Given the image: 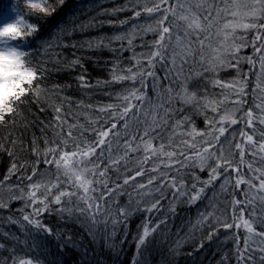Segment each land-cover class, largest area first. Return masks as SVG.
I'll return each instance as SVG.
<instances>
[{
	"label": "snow or ice",
	"instance_id": "snow-or-ice-1",
	"mask_svg": "<svg viewBox=\"0 0 264 264\" xmlns=\"http://www.w3.org/2000/svg\"><path fill=\"white\" fill-rule=\"evenodd\" d=\"M65 3H0V126H15L19 118L27 128L31 121L23 107L31 111V104L40 112H52L48 123L40 122L41 136L33 133L30 143L21 138H13L10 148L0 143V151L13 161L0 181V210L9 209L13 201L23 202L17 209L20 219L6 218L19 225L23 239L5 232L13 245L0 243V250L9 252L11 264H57L46 259L45 245L48 237L62 240L64 233L48 226L45 214L60 219L66 214L79 221L93 241L98 226L107 228L109 223L113 229L124 224L126 239L128 220L140 214L131 264H149L146 254L159 251L170 232L169 214L174 216L179 204L199 202L204 211L190 222L189 233L169 247L161 264H175V256L196 232L203 249L204 241L218 240L221 228L235 244V264H264V0H127L103 12L130 13L125 19L93 16L76 24L77 14L66 13L41 38L43 24ZM105 25L116 30L114 34L75 39L77 32ZM149 34L150 42L145 40ZM138 38L146 51L136 52ZM114 42L119 47H111ZM85 45L108 48L118 58L112 61L111 79L96 86L86 79L81 58L73 59L70 67L82 69L78 87H122L105 93L112 102L78 101L74 111L71 98L63 95L71 85L49 87L48 80L62 70L57 65L63 49ZM247 48L251 55L242 54ZM129 50L132 56L124 66L119 55ZM41 54L45 58L37 59ZM243 63L250 66L248 74L242 72ZM229 70L235 76L221 77ZM248 75L256 77L253 98L259 92L260 102L245 109ZM190 110L203 116V128L196 126ZM205 172L207 178L198 174ZM13 175L17 183L10 184ZM124 196L127 203L122 202ZM64 251L60 247L55 254ZM231 261L229 250L219 264ZM82 264L100 261L90 260L85 249Z\"/></svg>",
	"mask_w": 264,
	"mask_h": 264
},
{
	"label": "trees",
	"instance_id": "trees-1",
	"mask_svg": "<svg viewBox=\"0 0 264 264\" xmlns=\"http://www.w3.org/2000/svg\"><path fill=\"white\" fill-rule=\"evenodd\" d=\"M8 3L9 7L13 0H0V3ZM123 4H127V0H66L65 5L52 17L48 18L47 22L42 26L41 38L47 36L55 26L61 21L66 13H76L78 19L76 24L83 21H87L90 17H98V19H125L130 13H119L118 16H104L103 12L105 9H112L115 7H120ZM38 15V14H37ZM35 18V17H33ZM116 30L105 25L103 28H91L85 33L77 32L75 34V39L79 41H84L86 39L110 36L114 34ZM145 40L151 41L152 35L149 34L145 37ZM40 41H37L39 45ZM107 43V41H105ZM142 41L138 38L134 44L136 52L146 51L140 47ZM111 47H119V44L113 43ZM125 47L127 43L125 41ZM42 52V50H41ZM243 55H251V48H247L243 51ZM132 56V51H125L119 55V59L124 61V66H127L128 58ZM77 57L81 58V63L84 69H87L86 79L90 81L93 86L97 85V81H108L110 77V69L112 68V61L117 59V54L108 50V48L103 49H88L85 45L84 48L79 50L74 49H63L61 52L60 59L62 63L57 65L61 68V71L54 72L48 80L49 87L53 83H59L61 85L68 84L71 85L63 95L68 96L73 101V110L75 111V105L78 101H83L84 103L96 104H106L112 102L109 97L105 94L108 91H118L122 85H113L107 89L102 87H97L94 91H83L78 87V81L76 77L81 74L82 69L80 66L70 67L71 61ZM37 59L45 58L42 54L36 57ZM52 68L53 65H47ZM250 66L247 63L242 64V72L245 74L249 73ZM259 65H256L255 71L258 72ZM235 76L233 70H229L228 73H221V77L225 79H231ZM248 104L247 107H251L253 102L259 103V92H256L255 99L253 98V89H255L256 77L255 75H248ZM215 91L219 92V89ZM23 107V106H22ZM24 115L27 117L29 123L28 127H24V121L17 118V123L15 126L2 127L0 126V143L4 144L6 148L11 147V140L13 138L23 139L25 144L30 143L33 133L40 137V128L42 127L41 121L48 123L52 119L51 109H47L46 112H40L35 104H31V111L28 107H23ZM33 113L35 115H33ZM192 118L195 120L196 126L198 128L204 127V118L202 115H195L193 112ZM83 121V117H81ZM7 137L8 139H5ZM42 146V141H40ZM18 147L13 149L18 151ZM12 158L9 157L6 151H0V181H3L4 176L7 174V169L11 166ZM30 173V170H29ZM202 178H207V173H198ZM19 175V173L17 174ZM17 175H13L8 181L10 184L17 183ZM131 191V189H129ZM135 196V193H133ZM239 198H242L240 196ZM123 203H127L128 197L124 196L121 198ZM171 199V196L168 197ZM230 199V197H228ZM164 208H167V200L162 201ZM23 207V202L16 200L13 201L9 209L0 210V243H4L7 247H12L13 242L9 238L4 237V233L15 234L23 239V235L19 229V225L12 224L6 219L8 216H12L14 219H20V213L17 209ZM30 209H26L29 211ZM204 211V206L199 202L195 205H188L187 203L179 204L176 208V214L173 216L169 214L168 219V233L167 239L164 244L160 246L159 251L147 253L149 264H161L162 256H166L169 251V247H175V241L180 237H185L189 233L191 224L194 223L197 218L198 212ZM257 215H259V207L257 206ZM247 217V213H246ZM143 216L140 214H133L127 222V238L125 239V225L120 224L113 229L111 223L108 224L107 228L103 225L98 226V235L93 241L92 236L88 234L87 228L82 225L79 221L75 219L65 217L63 219L58 218L56 215L45 214L44 222L50 227H57L58 230L64 233L63 239H57L55 237H48V242L45 245L49 251V255L46 257L48 260H55L57 264H82L84 250H88V256L90 260H99L100 264H131L132 258L136 254L135 242L133 237L137 234V227L141 223ZM113 230H115V236L112 235ZM232 232L237 231L236 229L230 230ZM225 230L220 229V235L218 240L212 243L204 241L205 247L199 249V244L201 242V234L199 232L195 233V239H187L180 249V253L175 256V264H219L221 255L224 252L231 250L232 261L231 264H235V244L231 236L225 238L223 233ZM240 232V244L243 247V229ZM70 238V239H69ZM40 237H38V240ZM160 239V237H157ZM66 241V243H65ZM123 241V244H121ZM108 244L115 245V248L107 247ZM63 247L65 251L63 254L56 255L57 248ZM122 249V251H121ZM196 249H199L198 251ZM40 251V250H38ZM119 252V255H117ZM188 253H192L189 255ZM22 254V253H21ZM0 260H7L8 264H11L10 254L8 251L0 250Z\"/></svg>",
	"mask_w": 264,
	"mask_h": 264
}]
</instances>
